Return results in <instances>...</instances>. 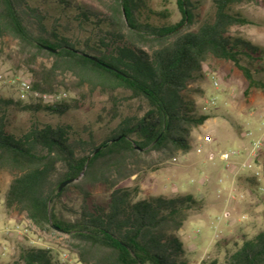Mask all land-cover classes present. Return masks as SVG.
Returning a JSON list of instances; mask_svg holds the SVG:
<instances>
[{
  "label": "trees",
  "instance_id": "16d2710c",
  "mask_svg": "<svg viewBox=\"0 0 264 264\" xmlns=\"http://www.w3.org/2000/svg\"><path fill=\"white\" fill-rule=\"evenodd\" d=\"M175 1L180 21L156 25L151 0H0V36L15 42L32 92L25 105L0 97V171L12 174L3 207L9 218L65 237L79 264H189L177 233L186 212L202 202L191 194L135 200L136 189L118 184L190 150L193 131L209 116L200 113L189 85L205 77L208 59L241 73L244 96L264 92V46L231 33L251 24L235 10L248 0H211L213 14L195 29L192 2ZM42 60L50 66L36 68ZM85 85L109 98L114 126L100 142L66 124L34 120L22 131L12 125V110L62 117L79 109V100L46 103L41 96L79 93ZM261 159L260 151L256 166ZM98 186L109 187L105 203L92 197ZM71 190L80 198L73 211L64 205ZM14 264L56 263L48 249L20 245ZM224 264H264V231Z\"/></svg>",
  "mask_w": 264,
  "mask_h": 264
},
{
  "label": "rangeland",
  "instance_id": "374dc122",
  "mask_svg": "<svg viewBox=\"0 0 264 264\" xmlns=\"http://www.w3.org/2000/svg\"><path fill=\"white\" fill-rule=\"evenodd\" d=\"M98 3V0H92ZM194 5L198 23L213 14L211 0H190ZM95 3V4H96ZM151 9L157 13L153 16L156 25L177 24L181 14L175 0H151ZM235 10L251 22L249 25L233 27L231 33L240 36L255 45L264 46V0H248ZM16 44L8 37L0 36V97L12 99L15 103L25 105L32 102L30 98H19V85L16 80L31 81V75L25 65L15 57ZM49 67L47 60L38 61ZM22 67L19 69L18 67ZM204 78L194 80L189 88L200 113L209 116L203 126L192 133L191 148L185 154H177L174 159L143 166L142 170L129 179L119 182V186L136 189L135 200L151 196L168 198L178 195H193L202 202L199 210L186 212V220L177 233L186 250L189 264H224L228 256L240 248L244 241L252 239L264 231V146L262 159L257 171L260 180L252 184L251 173L237 177L234 185V198L229 199L230 186L228 172L219 160V153L246 147L251 141L244 138V131L251 130L252 137L260 133V123L264 120V92L252 90L248 96L243 92L246 82L241 73L224 61L208 59L204 65ZM211 75L219 86L212 85ZM59 78L66 82L76 80L70 73H59ZM264 80V73L260 75ZM199 90L200 93L195 92ZM67 101L79 100L80 108L71 110L62 117L45 113L31 115L27 112L12 110V125L17 130H27L34 120L40 123L69 125L83 139L88 132L93 133L100 142L114 126L109 114V98L98 90L92 91L85 85L79 93L64 91ZM215 100V106L207 111L202 109L206 101ZM20 108V105H17ZM209 136L210 144L204 145V152L197 154L195 148L201 139ZM213 156L210 159V156ZM12 179V174L0 171V231L19 226L21 235L14 233L7 237L0 234V264H14L20 245L48 249L56 264H79L68 251L65 237L41 233L28 224L23 217L9 218L3 207L5 193ZM221 179L222 183H218ZM109 187L98 186L91 190L92 197L105 203L109 196ZM80 202L75 190L65 197L64 205L68 210H76ZM65 210L66 215H70ZM228 213L229 216L225 214ZM217 234V238L214 236ZM22 242V243H19Z\"/></svg>",
  "mask_w": 264,
  "mask_h": 264
},
{
  "label": "built area",
  "instance_id": "2783aa9c",
  "mask_svg": "<svg viewBox=\"0 0 264 264\" xmlns=\"http://www.w3.org/2000/svg\"><path fill=\"white\" fill-rule=\"evenodd\" d=\"M212 85L217 88L219 86L218 80L211 75ZM17 84L19 85V98L21 100H25L29 98V96L32 94L31 92V86L28 81L17 79ZM36 96V95H35ZM66 97L65 92H60L58 94L54 95H43L41 98L46 103H53L56 101H59ZM215 106V100L212 98L205 102L202 109L204 111L209 110L210 108ZM260 133L256 137L253 136V132L251 130L244 131L243 136L244 138H250V142L246 145V147L238 148L237 150H230V151H224L219 153V160L224 164L225 170L228 172V182L230 186V192L228 195L229 199L234 198V185L236 183L237 177L240 176L243 173L250 172L251 178H255L257 181L260 180V172L257 171V167L255 165V160L258 157L260 151L262 150L264 146V120L260 123ZM201 144L197 145L195 148V152L197 154H202L204 152V145L210 144L212 142L211 138L209 136H205L201 139ZM213 156H210V159H212ZM218 183H222V180L219 179ZM14 233L17 235H21V231L19 230V226H16L13 229L6 228L2 231H0L1 235L4 236H11ZM217 238V234L214 236ZM5 251V248H0V252L3 253Z\"/></svg>",
  "mask_w": 264,
  "mask_h": 264
},
{
  "label": "water",
  "instance_id": "95a60500",
  "mask_svg": "<svg viewBox=\"0 0 264 264\" xmlns=\"http://www.w3.org/2000/svg\"><path fill=\"white\" fill-rule=\"evenodd\" d=\"M71 182H72V180H70V181H66V182L62 183V184L59 186V188H58V192H59L63 187H65L67 184H69V183H71Z\"/></svg>",
  "mask_w": 264,
  "mask_h": 264
},
{
  "label": "crops",
  "instance_id": "0c3cea01",
  "mask_svg": "<svg viewBox=\"0 0 264 264\" xmlns=\"http://www.w3.org/2000/svg\"><path fill=\"white\" fill-rule=\"evenodd\" d=\"M225 215H226V216H229V214H228V213H226Z\"/></svg>",
  "mask_w": 264,
  "mask_h": 264
}]
</instances>
